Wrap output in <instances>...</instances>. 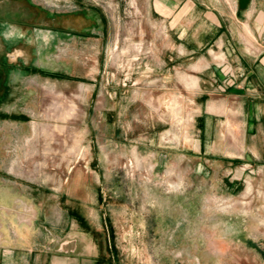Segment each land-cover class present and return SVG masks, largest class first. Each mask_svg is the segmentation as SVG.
Returning a JSON list of instances; mask_svg holds the SVG:
<instances>
[{
    "label": "rangeland",
    "instance_id": "1",
    "mask_svg": "<svg viewBox=\"0 0 264 264\" xmlns=\"http://www.w3.org/2000/svg\"><path fill=\"white\" fill-rule=\"evenodd\" d=\"M31 1L35 18L23 27L33 30V46L12 54L27 65L35 59L44 72L17 73L5 93L10 72L0 68L2 197L26 198L31 186L48 189L45 197L79 196L69 188L87 183L97 199L90 209L114 232L118 264H264V163L225 166L217 148L197 151V84L192 60L176 51L166 29L174 15L151 13L148 0ZM42 11L59 17L45 20ZM86 15L101 21L95 31L102 40H85L97 52L77 49L72 36L70 46L55 41L40 58L36 38L55 35L36 28L80 30ZM242 36L249 41L247 30ZM221 54L210 46L211 59L223 65ZM80 86L99 94L91 98Z\"/></svg>",
    "mask_w": 264,
    "mask_h": 264
},
{
    "label": "crops",
    "instance_id": "2",
    "mask_svg": "<svg viewBox=\"0 0 264 264\" xmlns=\"http://www.w3.org/2000/svg\"><path fill=\"white\" fill-rule=\"evenodd\" d=\"M148 1L151 13L174 15L172 22H165L166 29L176 36V51L180 50L186 61L192 60L189 72L198 78L192 125L197 136V151L206 156L217 148L220 152L217 155L224 157L225 166L231 165L228 160L264 163V0H250L245 10L239 8V0ZM33 8L31 0H0V18L9 24L6 29L1 26L0 53L5 49L3 36L13 38L14 51H24L18 47L20 41L25 42L24 46H33L31 42L35 39L29 38L33 30L23 27L33 23ZM195 11L202 14L197 23L193 20ZM227 13L233 18L228 24ZM210 14H217L216 22L210 20ZM100 22L97 15H86L81 19L80 30L69 28V31L75 30L74 33L53 38L39 34L35 42L41 47L40 58L45 59V53H49L55 41L59 47H66L72 36L79 39L77 49H87L90 45L97 52L98 44L85 40L90 37L102 40L95 31ZM42 29L38 31L49 33ZM243 30L248 32V42L242 39ZM58 36L64 41L60 42ZM211 45L222 53L220 57L225 64L211 59ZM26 60L13 54L7 62L0 57V68L9 65L12 69L10 75H6L9 92L5 93L11 92L8 80L17 73L37 71L42 75L44 72L37 68L40 65H32L35 59L28 65ZM79 89L84 91L82 86ZM84 93L91 98L99 94L96 86ZM102 94L108 95V100L114 99L113 92L106 90ZM109 115L113 122V113ZM87 186L78 182L69 188V191H80L79 196L64 192L45 197L48 189L37 186H31L32 192L26 198H3L0 191V264H118L113 257L111 259L114 232L100 223L90 209L97 199L88 194ZM3 209L9 216L7 212L2 214ZM63 242L70 254L56 252Z\"/></svg>",
    "mask_w": 264,
    "mask_h": 264
},
{
    "label": "flooded vegetation",
    "instance_id": "3",
    "mask_svg": "<svg viewBox=\"0 0 264 264\" xmlns=\"http://www.w3.org/2000/svg\"><path fill=\"white\" fill-rule=\"evenodd\" d=\"M43 15H44V19L46 20H54L56 18L59 17V15L57 14H54V13H51L49 11H42ZM9 24L6 23V21H4L3 19L0 18V32H2V29H1V26H4L6 29V26H8ZM24 25H27L29 26L30 24H24ZM32 25V24H31ZM30 25V26H31ZM28 28V27H27ZM37 30H41L40 28H36ZM42 30L44 31H48L50 34H54V35H62V34H71V33H74L76 32L75 30H70L69 29H63V28H60V29H47V27H44ZM30 34V32H29ZM3 36V35H2ZM13 38H6L5 36H3V39L5 41V49L3 50L2 53H0V57L3 61L7 62L8 61V57H10L12 55V52L15 50V45L11 43ZM25 42L23 41H20V45H18V47H22L24 46ZM17 45V44H16ZM29 45H25V47L27 48ZM23 48V47H22ZM24 49V48H23ZM6 69H8L9 72H12V69L9 67V65H6L5 66ZM2 73L0 72V80L2 79Z\"/></svg>",
    "mask_w": 264,
    "mask_h": 264
},
{
    "label": "water",
    "instance_id": "4",
    "mask_svg": "<svg viewBox=\"0 0 264 264\" xmlns=\"http://www.w3.org/2000/svg\"><path fill=\"white\" fill-rule=\"evenodd\" d=\"M250 0H239V8L245 10L249 4ZM73 245V244H72ZM57 253H68L70 254L69 247L63 242L60 247L56 250Z\"/></svg>",
    "mask_w": 264,
    "mask_h": 264
},
{
    "label": "bare ground",
    "instance_id": "5",
    "mask_svg": "<svg viewBox=\"0 0 264 264\" xmlns=\"http://www.w3.org/2000/svg\"><path fill=\"white\" fill-rule=\"evenodd\" d=\"M215 55H216V54H215ZM219 58H220V57H219ZM190 79L193 81L194 84H197V83H198L196 77H193V76H192ZM72 107H73V106H72ZM72 111H74V108L72 109ZM70 114H71V112L66 113V115H68V116H69ZM64 118H65V117H64ZM39 126H40V125H39ZM56 126H57V125H56ZM36 134H37V133H36ZM49 143H50V142H49ZM46 145H47V144H46ZM37 170H38V169H37Z\"/></svg>",
    "mask_w": 264,
    "mask_h": 264
}]
</instances>
